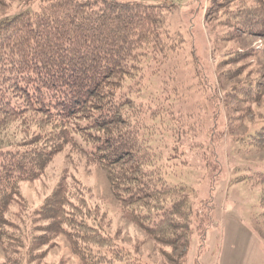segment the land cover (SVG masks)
<instances>
[{
  "label": "rangeland",
  "instance_id": "374dc122",
  "mask_svg": "<svg viewBox=\"0 0 264 264\" xmlns=\"http://www.w3.org/2000/svg\"><path fill=\"white\" fill-rule=\"evenodd\" d=\"M140 1L172 5L175 34L168 43L183 42L165 59L159 55L155 59L153 53L145 58L144 90L137 97L151 103L153 119L141 136L150 146L144 143L147 155L155 159L159 173L155 176L183 189L148 198L141 210H148L149 225L142 228L126 217L105 170L66 149L41 178L20 183L22 200L11 205L8 218H24L30 226L29 214L33 218L68 171L91 191L88 201L80 202L79 214L88 218V227L96 224L105 232L107 228L117 246L109 251L88 242L92 250L81 246L75 253L61 233L41 246L45 255L33 261L26 256L24 242L15 240L8 242L12 255L0 244V264H264L260 192L243 178L250 170L264 168V148L243 140L264 122V96L259 99L255 89L264 80L263 40L230 29L227 9L216 8L217 0ZM39 4L40 0H0V22ZM166 85L181 90L182 107L159 105ZM242 87L251 91L242 93ZM27 134L22 122L12 120L0 133V147L10 148ZM173 200L185 202L172 215L167 206ZM157 222L161 224L156 226ZM7 231L20 238L15 228Z\"/></svg>",
  "mask_w": 264,
  "mask_h": 264
},
{
  "label": "trees",
  "instance_id": "16d2710c",
  "mask_svg": "<svg viewBox=\"0 0 264 264\" xmlns=\"http://www.w3.org/2000/svg\"><path fill=\"white\" fill-rule=\"evenodd\" d=\"M235 1L213 4L227 9L230 29L257 35L264 43V0ZM172 14L173 6L161 2L40 0L38 8L0 22V133L12 120L28 131L17 144L0 147V244L6 254L12 255L8 242L18 240L24 242L28 258H43L46 250L40 247L61 233L75 253L81 246L92 250V243L109 251L117 246L107 228L108 233L96 224L88 227V218L79 214L80 202L88 201L91 191L68 171L33 218L29 214L30 226L24 218H8L11 205L22 200L20 183L41 178L66 149L105 170L126 217L142 228L149 225L148 210H141L148 198L183 189L155 176V159L147 155L144 143L150 146L141 136L153 119L151 103L137 100L143 94V64L150 53L165 59L183 43H168L175 34ZM255 89L261 99L264 80ZM158 100L160 106L178 105L181 90L166 85ZM243 140L264 148V122ZM243 178L258 187L264 215V168L250 170ZM153 185L157 188L150 189ZM184 202L173 200L167 210L173 215ZM44 220L50 222L40 224ZM8 228L18 230L20 238L14 239Z\"/></svg>",
  "mask_w": 264,
  "mask_h": 264
}]
</instances>
